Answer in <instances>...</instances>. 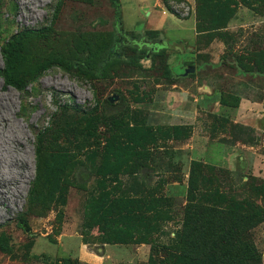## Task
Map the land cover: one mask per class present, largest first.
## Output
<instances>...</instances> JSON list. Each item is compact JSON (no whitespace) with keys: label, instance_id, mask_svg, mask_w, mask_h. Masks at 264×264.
I'll return each mask as SVG.
<instances>
[{"label":"rangeland","instance_id":"obj_1","mask_svg":"<svg viewBox=\"0 0 264 264\" xmlns=\"http://www.w3.org/2000/svg\"><path fill=\"white\" fill-rule=\"evenodd\" d=\"M164 1L0 0V264H149L140 214L185 203L193 160L207 195L264 210V108L234 115L264 106V0ZM211 143L239 144L238 164L192 148ZM248 241L264 264V221Z\"/></svg>","mask_w":264,"mask_h":264},{"label":"trees","instance_id":"obj_2","mask_svg":"<svg viewBox=\"0 0 264 264\" xmlns=\"http://www.w3.org/2000/svg\"><path fill=\"white\" fill-rule=\"evenodd\" d=\"M164 3L176 12L167 0ZM9 45L4 49L7 59L4 73L9 83L16 84L12 64L14 54L11 53L14 48ZM209 170L211 166L207 163L193 160L185 203L178 205L175 196H152L144 211L145 216L140 214L138 221L147 219L149 212L154 222L142 231L144 238L152 244L149 264H260L258 253L248 239L251 232L264 221V210L250 206L252 209L247 211L242 206H228L217 196L207 195L205 188L197 185V174H206ZM229 172L236 174L235 170ZM260 180L256 181V188L264 190V180ZM129 212L133 218V209L130 208ZM175 215H180V218L175 219ZM169 222L176 224L174 229H167ZM113 224L125 228L129 233L141 225L121 215L114 218ZM6 245V238L0 234V248ZM62 264L72 263L66 258Z\"/></svg>","mask_w":264,"mask_h":264},{"label":"crops","instance_id":"obj_3","mask_svg":"<svg viewBox=\"0 0 264 264\" xmlns=\"http://www.w3.org/2000/svg\"><path fill=\"white\" fill-rule=\"evenodd\" d=\"M208 93L209 96L213 94V92ZM206 102L219 103L220 101L217 99L216 95H213L210 96V100L206 99ZM263 108L264 106L262 102L243 101L234 112V115H236V121H245L250 116L262 115L263 113L261 110ZM243 115H247L246 118H244ZM209 146L210 149L208 150V147L206 146L204 147V150H202L203 152L196 151L195 145L192 146V148H194L195 153H202L201 156L207 157L208 154H211L214 160L219 161L222 165L228 168H234L238 164V156L241 151L239 144L211 143ZM201 156L198 155L196 159L206 161L204 160L205 157L202 159Z\"/></svg>","mask_w":264,"mask_h":264},{"label":"water","instance_id":"obj_4","mask_svg":"<svg viewBox=\"0 0 264 264\" xmlns=\"http://www.w3.org/2000/svg\"><path fill=\"white\" fill-rule=\"evenodd\" d=\"M194 70H195L194 67L187 68L185 74H187L188 72H193ZM117 99H118V96H117V95L111 96V97L109 98V100H110L111 102H113V101H115V100H117Z\"/></svg>","mask_w":264,"mask_h":264}]
</instances>
